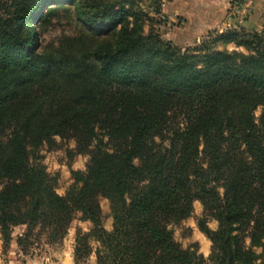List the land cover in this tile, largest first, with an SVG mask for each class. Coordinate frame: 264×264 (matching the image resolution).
<instances>
[{"label":"trees","instance_id":"16d2710c","mask_svg":"<svg viewBox=\"0 0 264 264\" xmlns=\"http://www.w3.org/2000/svg\"><path fill=\"white\" fill-rule=\"evenodd\" d=\"M152 9L136 0H0L2 251L15 226L27 230L17 246L37 225L52 242L79 213L92 228L77 231L75 262L93 239L96 264H264V32L181 50L155 27L159 2ZM61 15L71 32L41 44L40 27ZM230 42L244 52L217 48ZM55 137L89 156L85 170H71L65 195L38 155ZM195 201L207 259L173 235Z\"/></svg>","mask_w":264,"mask_h":264},{"label":"rangeland","instance_id":"374dc122","mask_svg":"<svg viewBox=\"0 0 264 264\" xmlns=\"http://www.w3.org/2000/svg\"><path fill=\"white\" fill-rule=\"evenodd\" d=\"M144 9L153 15V7L159 2L160 13L155 14L157 28L160 37L164 41L171 42L181 50L193 48L210 37H216L228 32H240L245 30L242 21L246 20L255 9H262L264 0H258L256 8L252 0H136ZM251 1V2H250ZM263 7V8H262ZM258 13V17L264 18V11ZM256 31V30H255ZM40 42L46 44L54 41L59 35L71 32V25L67 18L50 19L40 29ZM264 32V26L257 31ZM218 49L239 50L233 42L219 43ZM260 109L255 111L258 116ZM56 147L50 148L43 144L38 151L42 165L50 177L55 180V191L59 195H65L73 185L71 170H85L89 160L88 155H72L75 143L73 140L54 138ZM102 213V225L110 230L112 218L109 202L106 198H99ZM202 215V206L198 201L193 203L191 215L178 225L173 226V235L183 248H195L205 259L210 253L211 243L198 229L197 220ZM207 226L214 230L217 222L208 219ZM92 228L90 221L80 219L77 213L68 225L66 233L54 241L48 240V229L38 225L31 229L29 237L23 241L22 246L15 245L16 238L26 234V226H15L12 232V241L9 248L2 251L0 239V264H96L93 252L97 243L89 240L91 253L79 262L74 261L73 249L78 230L87 232ZM258 251V250H257ZM206 264H214L206 261Z\"/></svg>","mask_w":264,"mask_h":264},{"label":"crops","instance_id":"0c3cea01","mask_svg":"<svg viewBox=\"0 0 264 264\" xmlns=\"http://www.w3.org/2000/svg\"><path fill=\"white\" fill-rule=\"evenodd\" d=\"M253 3L255 4L256 8L258 7L257 4V1L258 0H252ZM251 2V1H250ZM264 7V6H263ZM262 7V8H263ZM260 10L262 9H254L252 14L250 16L247 17L246 20L242 21V27L245 29V30H256V31H259L260 29L263 28L264 26V18H261V17H258V13H262ZM264 11V8L263 10ZM15 245H16V242H15Z\"/></svg>","mask_w":264,"mask_h":264}]
</instances>
